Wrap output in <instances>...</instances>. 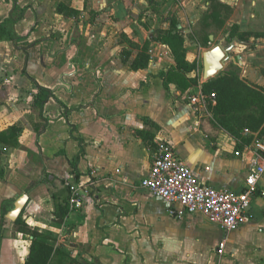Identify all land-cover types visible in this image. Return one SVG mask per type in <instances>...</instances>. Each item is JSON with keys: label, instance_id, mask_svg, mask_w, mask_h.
Returning a JSON list of instances; mask_svg holds the SVG:
<instances>
[{"label": "crops", "instance_id": "obj_1", "mask_svg": "<svg viewBox=\"0 0 264 264\" xmlns=\"http://www.w3.org/2000/svg\"><path fill=\"white\" fill-rule=\"evenodd\" d=\"M5 1L0 24L14 9ZM58 1L18 0L26 8L15 24L18 38L0 39V132L21 128L10 143H0V216L4 200L13 199L15 206L27 194L21 215L54 237L51 264H264L260 190L252 198L250 221L226 231L200 212L171 213L141 185L161 142L170 143L200 181L235 192L245 190L252 166L264 163L256 150L264 128L246 129L241 138L214 129L207 100L191 99L202 95L207 81L206 31L209 45L228 50L224 68L237 64L248 84L264 88V0H221L232 10L221 11L223 26L210 19L208 29L202 22L210 0H71L80 11L76 17L59 13ZM174 19L188 61L198 65L187 74L200 81L190 99L176 83L165 86L161 73L175 59L168 45L152 40ZM148 41V67L131 68ZM38 85L55 94L44 106L48 122L40 131L44 121L33 105ZM78 185L82 206L76 208L70 197ZM258 188L264 189V175ZM66 201L70 213L59 223L55 209ZM4 223L0 264H25L32 237L16 231L7 215ZM61 255L70 261H57Z\"/></svg>", "mask_w": 264, "mask_h": 264}, {"label": "trees", "instance_id": "obj_2", "mask_svg": "<svg viewBox=\"0 0 264 264\" xmlns=\"http://www.w3.org/2000/svg\"><path fill=\"white\" fill-rule=\"evenodd\" d=\"M12 1L14 5L13 12L0 24V39H9L16 42L18 35L15 31V24L24 18L26 8L20 7L18 0ZM71 0H59L57 4V11L67 17H76L80 11L71 6ZM223 9L230 12L232 9L227 5H223L221 0H210L209 12L205 15L202 28H209L211 26L210 19L217 22V26H223L225 20L223 16ZM238 30V26L232 27L233 32ZM202 32V30H201ZM197 31L195 37L199 40L202 38V33ZM241 34L240 37H244ZM203 46L209 47L210 38L209 32L203 35ZM152 40L162 42L169 46L174 59L175 66L168 71L161 73L164 79L165 86L168 87L169 82L177 84L178 88L184 92H190L195 86L200 84L199 77H189L187 74L197 71V63L189 62L187 59L185 49V37L181 29L178 27V21L173 20L169 29H159L153 34ZM149 41L143 46L142 50L132 62L131 68L143 69L147 68L150 62L148 54ZM202 94L206 97L208 102V109L211 112L209 121L214 129L226 130L237 138H241L242 132L246 129L257 131L264 128V88L258 85L248 84L241 76V69L237 64L229 63L221 73L212 77L202 83ZM214 95L213 98L211 96ZM50 98H55L54 91L51 88L38 85V91L34 95V107L38 110L39 115L43 119L38 130L45 126L48 118L43 117V110L45 104ZM215 101V103H214ZM67 109V108H65ZM21 130L20 127L12 126L6 131L0 132V143H10L16 134ZM246 140V137H243ZM251 141V138L246 140ZM84 152V148L82 149ZM3 149L0 147V163L3 155ZM75 177H79L80 173L76 170L77 163H72ZM5 177V169L0 164V179ZM36 183L31 185L34 186ZM14 207L13 199H6L2 204L0 216V235L3 229V223L8 212ZM70 213L69 203L66 201L57 205L55 209V217L58 222H63L64 218ZM16 231L28 234L32 237L29 247V253L25 260V264H51L57 252L52 241L54 237L51 233L41 230L38 227L31 226L21 215L14 223ZM67 257L66 255H62ZM73 264V262L71 263Z\"/></svg>", "mask_w": 264, "mask_h": 264}, {"label": "built area", "instance_id": "obj_3", "mask_svg": "<svg viewBox=\"0 0 264 264\" xmlns=\"http://www.w3.org/2000/svg\"><path fill=\"white\" fill-rule=\"evenodd\" d=\"M214 95L211 96L213 98ZM192 102L198 103L206 97L193 96ZM257 153L264 159V132L256 143ZM264 175V163L253 165L246 179V188L235 192L227 187L216 188L200 181L192 169L181 160L174 147L168 142H161L156 151L150 172L142 179L141 185L154 196L163 200L171 213L200 212L219 224L226 231H234L251 219L249 210L252 198L260 190L264 199V189L258 188V182ZM93 184V183H92ZM82 190L72 187L70 203L73 207L82 206ZM222 242L220 248H224Z\"/></svg>", "mask_w": 264, "mask_h": 264}, {"label": "water", "instance_id": "obj_4", "mask_svg": "<svg viewBox=\"0 0 264 264\" xmlns=\"http://www.w3.org/2000/svg\"><path fill=\"white\" fill-rule=\"evenodd\" d=\"M213 39V36H211ZM228 50L221 45H216L211 49H207L203 53L204 64V79L208 80L224 69L225 60L227 58ZM29 196L22 194L15 202V206L7 214V218L12 221H16L23 213L24 208L27 205Z\"/></svg>", "mask_w": 264, "mask_h": 264}, {"label": "rangeland", "instance_id": "obj_5", "mask_svg": "<svg viewBox=\"0 0 264 264\" xmlns=\"http://www.w3.org/2000/svg\"><path fill=\"white\" fill-rule=\"evenodd\" d=\"M6 2V1H5ZM8 7H11V5H12V1H10V2H8ZM76 33H77V31H76ZM225 46H228L229 45V42L228 41H225ZM214 45H216V43H213V44H211V45H209V48H211V47H213ZM208 48V49H209ZM207 49V48H206ZM236 52V51H235ZM195 53H197V52H194V54ZM200 53H202V50H199V53L197 54L198 56L199 55H201ZM198 56H196V58H198ZM74 59H72L71 61H73ZM75 61V60H74ZM198 92V90H197V87H194L190 92H188V94L187 95H185V98L186 99H190L189 97L190 96H192V95H194V94H196ZM197 95V94H196ZM201 102V101H200ZM202 104V103H201ZM206 108H207V113H206V115H209L211 112H209V109H208V107L206 106ZM28 135V134H27ZM26 135V136H27ZM2 179H4V178H2ZM2 179H0V180H2ZM3 182H5V181H3ZM3 182H1V184L3 185L4 183ZM0 184V185H1ZM74 187H77V188H79V189H82L83 190V187H81V186H74ZM6 189H8L9 190V187H5ZM85 189V188H84ZM8 190H7V192H8ZM7 195V194H6ZM26 209V208H25ZM25 209H24V211H23V213H22V215L24 214V212H25ZM3 225H5V223H3ZM56 257V256H55ZM57 261H70V259L69 258H67V257H63L62 255L61 256H59L58 257V259H57Z\"/></svg>", "mask_w": 264, "mask_h": 264}]
</instances>
